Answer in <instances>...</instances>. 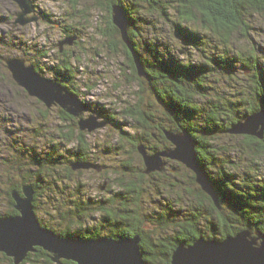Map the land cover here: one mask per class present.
I'll list each match as a JSON object with an SVG mask.
<instances>
[{
    "label": "trees",
    "instance_id": "1",
    "mask_svg": "<svg viewBox=\"0 0 264 264\" xmlns=\"http://www.w3.org/2000/svg\"><path fill=\"white\" fill-rule=\"evenodd\" d=\"M72 1L74 4L78 2ZM95 1L109 12L107 30L112 34H118L119 30L112 23L111 7L116 3L124 7L128 18L130 46L142 61L147 77H138L131 50L124 43L128 67L160 107L158 121L144 109L126 110V115L137 121L135 127L149 132L152 130L149 136H157L154 138L158 142L150 144L154 138L143 135L135 138L121 128L120 136L130 139L129 143L135 151L138 142L145 141L144 146L148 152H154L170 147L163 133L165 129L174 132L187 130L195 140L197 159L217 191L219 207L196 185L193 173H189L188 189L181 185L175 173L171 175L175 177L173 181L163 173H152L158 177L154 181L156 191L160 193L164 189L169 192L171 190L175 197L172 203L161 204L158 210L155 209L149 215L143 213L140 207V194L146 191L142 185L144 181L138 179L139 183L137 180L126 182L119 178L118 190L110 197L84 200L80 195L67 193V199L58 211V218H61L58 224L66 222L65 227L55 228L39 219L42 226L61 236L79 238L101 235L121 238L138 234L145 264H170L172 252L179 243L188 245L200 236L221 240L244 229L250 230L252 234L256 230L264 234V175L258 174V159H264V131L262 138L240 136L236 146L228 151V147L218 144V140L229 133L232 124L264 108V54L257 52L251 43L245 47L238 46L234 39L238 36L246 37L249 28L247 16L252 12L262 13L264 0H127L128 6H124L125 0ZM165 4L170 5L174 18L168 17ZM143 10L148 14L158 11L161 18L169 22L176 38L182 42L183 50L192 48L199 52V61H182L176 54L164 49L156 37L155 41L145 38L136 40L137 22L148 23L141 16ZM205 47H208V51ZM62 54L64 56L59 54L58 61L54 65H47V68L52 74L51 78L71 91L75 89L72 82L75 71L69 59L72 53ZM33 65L38 72L42 71L39 64ZM220 81H225V84L221 83L220 86ZM58 112L61 120L67 122L59 136L63 142H51L49 150L44 153L35 149L27 152L28 161L22 166L25 165L23 168L28 171L32 181L27 182V178L23 177L19 184L11 185L7 198L12 208L6 215L17 213L13 207L11 190L21 192L23 184H31L34 188L33 206L36 213L38 198L42 196L41 183L47 181L51 196L64 194L71 184H58L56 177L61 173L58 169L65 171V176L60 177L59 181L67 177L72 182L74 171L83 172V169L73 170L72 161L95 163L86 133L76 126L77 119L60 107ZM61 147H64L61 151H65L66 155L58 152ZM233 151L239 158L233 159L236 157ZM127 164H122L123 170H131ZM143 175L141 171L136 176L138 178ZM95 209L101 215L100 223L91 230L82 227L87 214H90L88 212ZM148 222L150 230L144 228ZM76 225L79 227L72 229ZM0 259L13 264L12 259L1 252ZM20 264L53 262L47 251L36 247ZM60 264L74 262L62 259Z\"/></svg>",
    "mask_w": 264,
    "mask_h": 264
},
{
    "label": "rangeland",
    "instance_id": "2",
    "mask_svg": "<svg viewBox=\"0 0 264 264\" xmlns=\"http://www.w3.org/2000/svg\"><path fill=\"white\" fill-rule=\"evenodd\" d=\"M32 3L35 11L28 16L35 14L38 19L21 25L14 23L20 10L18 3L14 0H0V57H20L27 64L37 63L42 67L40 73L51 78L52 74L48 72L47 65H54L59 54L64 56L63 52L72 53L69 59L75 71L73 75L75 77L72 79L75 89L71 91L88 106L89 111H85L83 115L86 117L92 114V111H97L103 116L98 120L109 118V122L101 128L90 132L84 130L90 144V152L94 156L93 161L104 167L99 170L83 168L82 173L74 171L71 175L72 182L68 181L67 177L64 181H59L60 177L65 176V171L58 169L61 172L60 176L56 177L58 184L62 186L67 183L71 184V187L64 194L56 193L51 196L47 181L41 183L42 196L38 198L36 209L38 219L50 226L63 229L66 222L62 223L63 225L58 224L61 221V218H58V211L62 209V203L67 199V193L80 195L84 200L110 197L118 190L119 178L126 182L137 180L139 183L138 179L144 181L142 185L146 191L140 194V207L145 214L149 215L155 209L158 210L161 204L172 203L175 193L165 189L158 193L159 191L154 188V181L156 182L158 177L152 173H163L171 181L175 179L171 176L175 173L181 185L188 189L189 173L193 172L177 160L162 157L166 170L144 173L141 168L145 167L139 152L129 143L130 139L120 136L122 133L119 128L135 138L141 135L157 137L153 134L149 136L152 132L150 129L149 132L135 127L137 121L127 116L126 110L144 109L147 113L153 114L155 121H158L160 107L128 67L129 62L120 33L112 34L110 30L108 32L109 12L95 0H78L76 4L72 0H32ZM128 5V1L125 0L124 6ZM164 9L169 18H174L170 5L165 4ZM141 14L148 23L137 22L136 40L157 39L164 49L176 54L182 61L189 59L199 61L200 56L197 55L199 52L192 48L183 50L182 42L176 38L169 22L161 18L158 11L148 14L143 10ZM13 23L17 27H13ZM247 24L249 28L246 37L234 38L237 45L245 47L251 43L257 52L264 54V11L248 15ZM67 37H74L72 43L60 44ZM205 48L208 51V47ZM221 83L225 84V81H220V86ZM58 109V105L47 107L37 97L29 95L13 79L5 62L0 58V215H6L12 208L7 198L11 185L19 184L23 177L27 178V182L32 181L27 174L28 171L23 168L25 165L22 166L28 161L27 152L35 149L44 153L49 150L51 142H63V138L59 136L66 128L64 124L67 122L61 120ZM76 126L78 127L77 121ZM153 130L159 134L154 127ZM240 136L243 134L227 133L222 140H218V144L228 147L226 150L228 151L236 146L241 139ZM165 139L170 143L168 148H171V142L166 136ZM156 142L158 140L154 138L150 144ZM139 144L144 145L146 142L141 141ZM159 145H162V142H159ZM62 149L64 147L58 152L66 155ZM233 153L236 156L233 159L239 158L237 153L234 151ZM231 155L232 152L228 156ZM243 161L247 162V159ZM258 162V174L263 176L264 159H258ZM122 164H127L131 170H123ZM141 171L144 175L137 178V173ZM170 180L168 182H171ZM80 198L77 199L81 200ZM88 213L90 214H87L82 227H89L91 230L100 223L101 215L97 209ZM77 227L79 226L76 225L72 229ZM149 227L151 226L148 222L144 228L150 230ZM255 233L256 231L253 232L254 235ZM0 264L8 263L0 259Z\"/></svg>",
    "mask_w": 264,
    "mask_h": 264
},
{
    "label": "water",
    "instance_id": "3",
    "mask_svg": "<svg viewBox=\"0 0 264 264\" xmlns=\"http://www.w3.org/2000/svg\"><path fill=\"white\" fill-rule=\"evenodd\" d=\"M20 10L14 23L24 25L36 21L38 16L28 14L35 11L32 0H14ZM112 23L118 28L122 41L131 50L138 77H147L146 70L137 54L131 49L128 36V18L124 7L118 3L111 7ZM74 37H67L60 44H71ZM5 64L13 79L22 86L29 95L37 97L47 107L58 105L69 115L77 118L80 131L88 132L101 128L109 122V118L98 120L102 114L89 111L88 106L60 82L43 76L33 64L25 63L20 57H6ZM103 117V116H102ZM264 131V108L249 114L244 120L231 125L228 132L232 134L250 135L262 138ZM164 134L172 147L148 152L143 144L137 145L143 164L144 173L162 171L165 162L162 157L177 160L189 168L195 182L219 207L218 194L206 170L200 165L196 152L195 140L187 130L174 132L165 129ZM73 170L83 168L102 169L104 166L92 161L74 160ZM102 188V187H100ZM16 214L0 215V252L10 257L13 264H20L29 252L41 247L50 255L53 262L61 259L71 260L74 264H145L140 250V236L112 238L96 236L79 238L61 236L53 230L42 226L33 206L34 188L31 184H23L21 192L11 190ZM170 264H264V234L256 230L255 235L244 229L221 240L196 238L191 244L179 243L173 250Z\"/></svg>",
    "mask_w": 264,
    "mask_h": 264
},
{
    "label": "bare ground",
    "instance_id": "4",
    "mask_svg": "<svg viewBox=\"0 0 264 264\" xmlns=\"http://www.w3.org/2000/svg\"><path fill=\"white\" fill-rule=\"evenodd\" d=\"M36 21H37V20H36ZM14 26L17 27V25L13 23V27H14ZM4 58H6V57H4ZM4 58H3V61H4ZM4 62H5V61H4ZM44 227H45V226H44ZM175 248H176V247H175Z\"/></svg>",
    "mask_w": 264,
    "mask_h": 264
},
{
    "label": "flooded vegetation",
    "instance_id": "5",
    "mask_svg": "<svg viewBox=\"0 0 264 264\" xmlns=\"http://www.w3.org/2000/svg\"><path fill=\"white\" fill-rule=\"evenodd\" d=\"M11 57V56H10ZM1 59H3L4 57H0Z\"/></svg>",
    "mask_w": 264,
    "mask_h": 264
}]
</instances>
